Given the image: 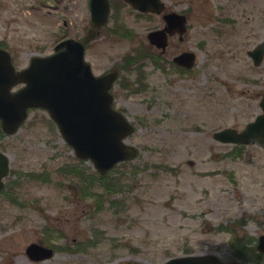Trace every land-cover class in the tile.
Wrapping results in <instances>:
<instances>
[{"label": "rangeland", "instance_id": "1", "mask_svg": "<svg viewBox=\"0 0 264 264\" xmlns=\"http://www.w3.org/2000/svg\"><path fill=\"white\" fill-rule=\"evenodd\" d=\"M54 1L59 12L53 16L41 14L51 9L46 1L4 0L0 40L18 66L90 27L87 0ZM163 1L187 16L188 28L156 63L138 52L156 53L146 33L162 19L124 5L119 12L111 8L86 49L96 74L120 66L118 81L135 89L116 82L111 90L113 106L135 126L126 138L139 149L135 158L102 180L38 108L15 133L0 137L10 165L7 191L0 193V264H161L186 254L264 264V254L258 261L241 259L233 246L255 253L264 233V149L213 137L224 127L241 129L261 111L264 55L255 66L247 50L264 40V0ZM114 21L124 25L121 34L112 31ZM184 50L195 53V62L180 72L168 59ZM65 164L78 166L91 183L59 173ZM31 242L51 245L54 255L29 259Z\"/></svg>", "mask_w": 264, "mask_h": 264}, {"label": "water", "instance_id": "2", "mask_svg": "<svg viewBox=\"0 0 264 264\" xmlns=\"http://www.w3.org/2000/svg\"><path fill=\"white\" fill-rule=\"evenodd\" d=\"M143 11L160 12L161 0H125ZM92 30L84 41L94 36V29L107 20L108 0H90ZM167 25L148 33V39L157 46L166 42L165 30L175 27L184 31L185 17L175 13L163 15ZM56 52L48 56L32 57L28 67L15 71L10 55L0 48V121L6 133L14 132L27 115V108L42 107L48 110L57 123L65 141L75 155L89 159L100 174L114 164L133 158L137 149L126 145L123 138L133 131V126L118 111L111 107L112 96L108 89L116 73L94 76L83 59V44L74 39H65L55 46ZM264 54V41L248 51L253 63L258 65ZM192 53L175 57L178 63L190 66ZM18 82L25 85L15 92L10 88ZM262 112L245 124L241 131L224 128L214 133L223 142L253 143L264 148V93L259 101ZM7 173V158L0 153L1 178ZM257 249L264 252V234L259 236ZM26 253L33 259L49 257L50 248L31 243ZM162 264H245L223 262L213 254L173 257Z\"/></svg>", "mask_w": 264, "mask_h": 264}, {"label": "flooded vegetation", "instance_id": "3", "mask_svg": "<svg viewBox=\"0 0 264 264\" xmlns=\"http://www.w3.org/2000/svg\"><path fill=\"white\" fill-rule=\"evenodd\" d=\"M38 1H46V3H48V4H50V7H51V9L49 8V7H44L45 8V11H43V12H41V14H43V15H46V14H50V15H56L59 11V3L58 2H56V1H54V0H34V2L37 4V2ZM35 3H30V6H36V4ZM120 4L121 5H124V6H126V7H129L130 9H132V7H131V5L130 4H128V3H122L121 1H120V3L119 2H117L116 4H115V10H118L119 9V6H120ZM3 5H4V0H0V8H4L3 7ZM32 7V8H33ZM135 11V10H134ZM171 10H169L168 9V7L167 6H165V11L164 12H170ZM136 13H138V14H141V15H143V16H146V17H152V16H158V17H160L161 19H162V13H164V12H162L161 14H155V13H151V12H138V11H135ZM178 12H180V11H178ZM162 27H163V25H162ZM159 28H161V26H158V27H154V28H151V29H159ZM166 33H167V40H166V45H165V49L163 50V52H161V54L162 55H167V53H168V49H170V47L172 46V45H174L175 44V39H177V42H182V40H183V38H184V35H183V37L179 34V30L178 29H176L175 27H171V28H168L167 30H166ZM0 47H8V45L4 42V41H1L0 40ZM153 49H154V51H156V52H159V51H161L160 49H158L157 47H155L154 45H152L151 46ZM182 52V51H181ZM181 52H178V53H174L173 54V52H171L172 54H171V59H168V62H170L178 71H180V72H184L185 70H187L183 65H179V64H177V63H175L172 59L176 56V55H178L179 53H181ZM120 68V67H119ZM42 260H40V262H41Z\"/></svg>", "mask_w": 264, "mask_h": 264}, {"label": "trees", "instance_id": "4", "mask_svg": "<svg viewBox=\"0 0 264 264\" xmlns=\"http://www.w3.org/2000/svg\"><path fill=\"white\" fill-rule=\"evenodd\" d=\"M57 171L65 175L76 176L79 180L85 181V184H83V186H87L89 183H91V180L89 179L85 180V178L82 177L83 175H82L81 169L75 164H66L62 167H59ZM101 179L103 180V178ZM108 186L109 185H106V187ZM233 246L235 247V255H237L239 258L259 260V257H261L260 253H256V252L254 253V250L252 247H246L244 244H235Z\"/></svg>", "mask_w": 264, "mask_h": 264}]
</instances>
